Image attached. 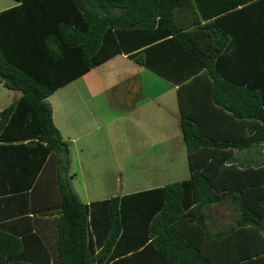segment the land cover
Listing matches in <instances>:
<instances>
[{
  "label": "trees",
  "instance_id": "16d2710c",
  "mask_svg": "<svg viewBox=\"0 0 264 264\" xmlns=\"http://www.w3.org/2000/svg\"><path fill=\"white\" fill-rule=\"evenodd\" d=\"M13 1L0 11V84L21 95L0 112V147L15 149L33 217L55 216V240L0 225V264H264V0ZM249 22L239 42L234 26ZM122 54L177 87L189 177L85 204L47 99ZM223 121L245 126L219 139ZM246 149L260 157L233 155ZM215 204L235 214L218 229Z\"/></svg>",
  "mask_w": 264,
  "mask_h": 264
},
{
  "label": "rangeland",
  "instance_id": "374dc122",
  "mask_svg": "<svg viewBox=\"0 0 264 264\" xmlns=\"http://www.w3.org/2000/svg\"><path fill=\"white\" fill-rule=\"evenodd\" d=\"M14 4L13 0H0V10ZM108 68L106 65L97 71L91 70L69 87L55 91L53 96L52 104L60 105H53L56 119L62 123L60 132L64 137L75 139L69 143L70 171L75 174L71 185L85 204L189 177L186 149L179 138L175 93L148 98L140 110L119 116V112H112L118 111L116 91L122 90L103 93L116 82L106 73ZM154 79L162 81L156 76ZM159 88L160 84L144 78L146 93L156 94ZM4 93L0 86V97ZM3 106L6 105L0 102V107ZM122 108L127 112L126 105ZM106 111L112 113L109 124L103 121ZM102 122L104 128L100 127ZM224 211L231 214L229 210Z\"/></svg>",
  "mask_w": 264,
  "mask_h": 264
},
{
  "label": "crops",
  "instance_id": "0c3cea01",
  "mask_svg": "<svg viewBox=\"0 0 264 264\" xmlns=\"http://www.w3.org/2000/svg\"><path fill=\"white\" fill-rule=\"evenodd\" d=\"M242 3V2H241ZM16 4V2H15ZM14 4V5H15ZM13 5V6H14ZM11 5L5 7L4 9H8L10 7H13ZM2 9V10H4ZM0 10V11H2ZM240 23L235 24V28L237 30H240V35L241 38H239V42L243 41L242 39V33H244L243 27L244 28H250L252 25L253 28V23L241 25L239 27ZM242 28V29H241ZM248 30V29H247ZM241 39V40H240ZM239 47V45H238ZM236 55V53H235ZM119 60L115 62V60ZM109 66L108 69L106 70V73L110 76L116 79L115 84L110 86L109 88L105 89L103 93H109L113 89V92L116 91V89H121L122 91L118 93V90L116 93L117 95L120 96H130V95H138L139 98L134 102V104L130 107L127 105V112L122 108L123 106L117 105L118 111L112 112V113H118L119 116H125L124 114H128L129 112H134L136 110H140V106H145L144 102L146 99L151 98L155 99L161 96H165L171 92L175 93V98H176V89L177 87L173 86L171 83L163 80L162 78H159L153 73H148L149 71L139 67L136 65L130 58H127L125 55H117L104 64H102L99 67H96L95 70L97 71L99 68H103L104 66ZM89 73V72H88ZM153 74V75H152ZM159 78L160 81H156L154 77ZM81 78V77H80ZM144 78H148L151 81H155L158 84L161 85V88L158 89L156 94H152L149 92L146 93L144 89ZM79 80V79H77ZM77 80L71 82L68 84L66 87H69L71 84L76 82ZM160 82V83H159ZM0 86H2L0 84ZM2 88L6 91L4 93L3 97H0V102L3 103V108L0 107V112H2L6 107H9L11 104H13L16 100L19 99L20 93L17 91H12V90H7L3 86ZM64 88V87H62ZM58 89L57 91H59ZM112 92V93H113ZM91 95V94H90ZM54 93L47 99L48 103L49 100L52 99L50 106L52 109V120L55 125V127L59 130L60 132V127L62 126L61 122H58L56 119L55 115V109L54 106H60V105H54L52 103L55 102L53 99ZM149 96V97H148ZM5 99V101L3 100ZM177 103V99H176ZM54 105V106H53ZM136 105V106H135ZM162 105V104H158ZM161 107V106H158ZM177 117L178 118V128H179V138L183 140L180 126H179V110H178V104H177ZM112 113L110 114L108 111H106V117H104L103 121L107 122L106 124H109L112 122V119L110 120L109 118L112 116ZM104 122L100 124L101 128H104ZM219 122V121H218ZM237 122V123H235ZM235 122H230L226 123L225 121L220 122L219 124L216 125L215 128V133L216 137L219 139H224V138H237L239 136V131H240V126H245L244 122L240 121H235ZM61 125V126H60ZM245 132V128H244ZM62 138L67 141L68 143L73 142L75 139H72L70 137H64L62 133L60 132ZM72 134V133H71ZM246 134V133H245ZM14 145L17 144V142H12ZM26 143V142H24ZM184 143V142H183ZM5 145V144H4ZM13 145V144H12ZM10 150L14 151L15 149H4L0 147V225H5L6 224V230L10 233H19L22 234L25 232V230H32L33 232H36L37 235L40 236L42 239V242L46 244L47 248H51V245L53 241L55 240V231H54V218L55 216L52 217H33L30 211V198H29V189L31 187V184L29 186V180L27 175L24 177L22 180H17L15 173L18 171L17 165L15 163H11L9 160L8 152H11ZM69 150H70V144H69ZM261 150V149H260ZM261 153H264L263 150H261ZM236 155L239 159H243L246 163H250L254 161L256 158L260 157V154L257 153L256 149H251V150H242V151H235L233 152V155ZM187 155V153H186ZM69 157H71V151L69 154ZM5 158V159H4ZM187 158V156H186ZM8 159V160H7ZM187 163V160H186ZM71 164L72 161L70 159V170H71ZM31 160L29 159L28 161H25L23 165H21V169L23 170L26 174L31 172ZM3 167V168H2ZM4 171L7 172L8 174H4ZM70 175H74L73 179L75 178V174L70 171ZM30 176V174H29ZM70 180L71 181L73 180ZM28 185V186H27ZM72 186V185H71ZM154 188V187H153ZM150 189V188H149ZM147 190V189H145ZM17 191V192H16ZM90 203V202H89ZM88 204V203H86ZM233 209V207H232ZM235 216L234 213L226 214V212L221 209V206L218 205H213L211 206V221L210 223L213 225L214 228L218 229L221 228L222 225L227 223L228 218Z\"/></svg>",
  "mask_w": 264,
  "mask_h": 264
}]
</instances>
